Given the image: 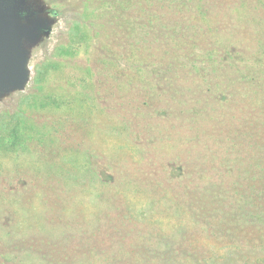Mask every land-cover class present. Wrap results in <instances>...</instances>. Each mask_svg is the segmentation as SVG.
I'll return each instance as SVG.
<instances>
[{"label":"rangeland","instance_id":"1","mask_svg":"<svg viewBox=\"0 0 264 264\" xmlns=\"http://www.w3.org/2000/svg\"><path fill=\"white\" fill-rule=\"evenodd\" d=\"M35 1L0 264H264V0Z\"/></svg>","mask_w":264,"mask_h":264},{"label":"water","instance_id":"2","mask_svg":"<svg viewBox=\"0 0 264 264\" xmlns=\"http://www.w3.org/2000/svg\"><path fill=\"white\" fill-rule=\"evenodd\" d=\"M56 14L35 0H0V97L24 88L29 48L49 33Z\"/></svg>","mask_w":264,"mask_h":264},{"label":"trees","instance_id":"3","mask_svg":"<svg viewBox=\"0 0 264 264\" xmlns=\"http://www.w3.org/2000/svg\"><path fill=\"white\" fill-rule=\"evenodd\" d=\"M171 65H174V67H176V68H181V67H185L186 65H185V63H183V62H181L180 61V59H176V61H174L173 63H170ZM155 86H159L160 87V85H157V84H155L154 85V87ZM170 87H171V85H170ZM162 88V87H161ZM173 90H175V91H178L179 89H178V87H176V86H174L173 87ZM205 91V90H204ZM78 94H84V93H82V92H79ZM205 96H206V94H205ZM68 97V96H67ZM200 98V97H199ZM201 99H203V98H201ZM70 97H69V100L67 101V102H70ZM192 108V110L193 111H195L196 112V110H194L195 108H197V106L196 105H193V106H191ZM193 114H195V113H193ZM194 190H196L197 191V186H195V188L193 189V190H191V191H194ZM203 191H205L203 194L204 195H207V196H209V195H212V197L213 198H215V196H216V192L214 191L215 189H214V187H206V188H203L202 189ZM212 193V194H209V193Z\"/></svg>","mask_w":264,"mask_h":264}]
</instances>
